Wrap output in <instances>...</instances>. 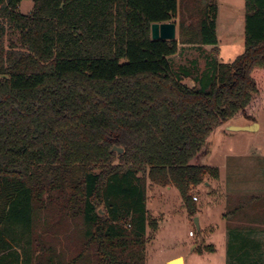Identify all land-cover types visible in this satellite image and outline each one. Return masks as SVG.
Instances as JSON below:
<instances>
[{
  "label": "trees",
  "instance_id": "obj_1",
  "mask_svg": "<svg viewBox=\"0 0 264 264\" xmlns=\"http://www.w3.org/2000/svg\"><path fill=\"white\" fill-rule=\"evenodd\" d=\"M22 1L0 0V264H73L41 235L52 204L81 220L96 264H145L149 181L176 187L195 215L192 188L220 176L203 162L208 137L258 107L264 0H245L232 62L215 53L218 0H32L28 14ZM178 14V39L152 38ZM8 26L20 47H6ZM180 44L214 46L199 74L196 60L176 70ZM242 212L250 225L230 229L228 264H264L252 234L264 212Z\"/></svg>",
  "mask_w": 264,
  "mask_h": 264
},
{
  "label": "rangeland",
  "instance_id": "obj_2",
  "mask_svg": "<svg viewBox=\"0 0 264 264\" xmlns=\"http://www.w3.org/2000/svg\"><path fill=\"white\" fill-rule=\"evenodd\" d=\"M218 5L219 41L215 53L219 61L232 62L245 51V0H218ZM33 6L32 0H23L19 9L28 14ZM4 41L7 48L11 44L20 47L19 31L8 26ZM213 49L185 48L171 58L176 70L180 67L192 69V61H198L197 69L193 70L196 75L205 68V56ZM184 81L190 87L196 85L192 78H184ZM253 103L258 105L257 109L238 114L208 137L203 162L219 167L220 176H208L203 183L192 188V196L198 197L195 205L199 209V216L187 214L188 210L186 212L185 203L176 187L172 186L169 191L168 186L149 181L150 220L157 223V227L150 226L147 230L145 264H175L173 261L178 257H171L180 253L186 255V264H228L230 229L236 226L242 228V224L250 225L247 218L242 221V210L248 211L249 216L264 212V202L256 200L257 197H264V90L260 99L255 98ZM252 123H259L254 131H232L227 128L229 125ZM236 207L239 210H234ZM99 209L103 213V209ZM230 209L234 213L228 216ZM46 214L50 225H53L47 232H38L47 241L55 242L59 251L66 252V261L74 264L72 259L76 258V264H96L93 251H86L81 220L64 217L57 204H52ZM196 217H200L199 227ZM190 230L195 232L194 237L189 236ZM244 232L246 234L249 230ZM253 232L254 239L261 242L264 253V231ZM176 262L182 264L183 260Z\"/></svg>",
  "mask_w": 264,
  "mask_h": 264
},
{
  "label": "water",
  "instance_id": "obj_3",
  "mask_svg": "<svg viewBox=\"0 0 264 264\" xmlns=\"http://www.w3.org/2000/svg\"><path fill=\"white\" fill-rule=\"evenodd\" d=\"M151 36L153 39H178V27L175 21L170 22H155L151 25ZM259 127V123H252L249 125H229L227 128L232 131H254ZM113 150L121 153L123 148L114 146ZM196 222L199 227V219L196 217ZM181 258V257H178ZM175 258V259H178ZM176 264V263H175Z\"/></svg>",
  "mask_w": 264,
  "mask_h": 264
},
{
  "label": "crops",
  "instance_id": "obj_4",
  "mask_svg": "<svg viewBox=\"0 0 264 264\" xmlns=\"http://www.w3.org/2000/svg\"><path fill=\"white\" fill-rule=\"evenodd\" d=\"M176 23H177V27H178V31H179V26H178V21H179V14H178V16H177V18H176ZM178 38H179V33H178ZM180 47H183V49H181L178 53H180V52H182V50H184L185 48H197L196 46H191V45H187V44H180ZM204 48H214V46L213 45H203L202 46V49H204ZM198 49V48H197ZM184 83H185V81H184ZM171 187L172 186H168L167 188H168V190L170 191L171 190ZM185 208V207H184ZM186 209V212H187V208H185ZM198 212H199V209L197 210V212H196V214L195 215H198ZM187 214H188V212H187ZM199 216V215H198ZM198 219H200V217L198 218ZM190 236V235H189ZM192 237H194V236H192ZM194 246V245H193ZM175 257H181L182 258V260H183V263L184 264H186V255H184L183 253H180V254H178V255H175V256H173V257H171V258H175ZM171 258H169V259H171ZM168 262H169V260H168Z\"/></svg>",
  "mask_w": 264,
  "mask_h": 264
},
{
  "label": "built area",
  "instance_id": "obj_5",
  "mask_svg": "<svg viewBox=\"0 0 264 264\" xmlns=\"http://www.w3.org/2000/svg\"><path fill=\"white\" fill-rule=\"evenodd\" d=\"M193 199H194V200H198V197H197V196H193ZM194 233H195V232H194L193 230H190L189 235H190V236H194Z\"/></svg>",
  "mask_w": 264,
  "mask_h": 264
},
{
  "label": "bare ground",
  "instance_id": "obj_6",
  "mask_svg": "<svg viewBox=\"0 0 264 264\" xmlns=\"http://www.w3.org/2000/svg\"><path fill=\"white\" fill-rule=\"evenodd\" d=\"M180 259H182V258L175 259L173 262L176 263V264H178V263L176 262V260H179V262H180ZM182 264H184V263H182Z\"/></svg>",
  "mask_w": 264,
  "mask_h": 264
}]
</instances>
